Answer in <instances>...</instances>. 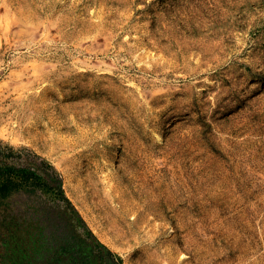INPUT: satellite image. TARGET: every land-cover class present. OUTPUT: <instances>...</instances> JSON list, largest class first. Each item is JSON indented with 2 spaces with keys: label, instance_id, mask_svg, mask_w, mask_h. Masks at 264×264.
Instances as JSON below:
<instances>
[{
  "label": "rangeland",
  "instance_id": "374dc122",
  "mask_svg": "<svg viewBox=\"0 0 264 264\" xmlns=\"http://www.w3.org/2000/svg\"><path fill=\"white\" fill-rule=\"evenodd\" d=\"M0 148L121 264H264V0H0Z\"/></svg>",
  "mask_w": 264,
  "mask_h": 264
},
{
  "label": "trees",
  "instance_id": "16d2710c",
  "mask_svg": "<svg viewBox=\"0 0 264 264\" xmlns=\"http://www.w3.org/2000/svg\"><path fill=\"white\" fill-rule=\"evenodd\" d=\"M37 196L48 208L38 211L39 218L31 200ZM8 197L15 208L24 197L31 206L19 215L21 222L0 224V264H10L12 256H28L23 264H121L86 224L66 196L62 177L47 161L0 148V201ZM24 240L33 244L22 255L15 253Z\"/></svg>",
  "mask_w": 264,
  "mask_h": 264
},
{
  "label": "bare ground",
  "instance_id": "6f19581e",
  "mask_svg": "<svg viewBox=\"0 0 264 264\" xmlns=\"http://www.w3.org/2000/svg\"><path fill=\"white\" fill-rule=\"evenodd\" d=\"M94 231L98 233V231L94 228Z\"/></svg>",
  "mask_w": 264,
  "mask_h": 264
}]
</instances>
